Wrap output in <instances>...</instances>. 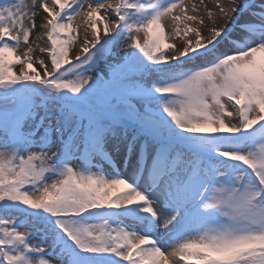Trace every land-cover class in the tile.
<instances>
[{
  "label": "rangeland",
  "instance_id": "1",
  "mask_svg": "<svg viewBox=\"0 0 264 264\" xmlns=\"http://www.w3.org/2000/svg\"><path fill=\"white\" fill-rule=\"evenodd\" d=\"M66 1L0 0V75L6 71L17 80L25 79L29 90L18 108L31 104L24 114L12 121L13 124H9L8 116L0 115V149L9 150L0 153V195L6 196L5 188L23 173L25 180H30L24 186L23 194L29 201L42 206V210H53L57 205H62L65 212H79L92 205L109 207L105 213L95 211L78 217V220L84 225L91 224L90 233L99 235L104 233L102 220L106 222L110 218V222L117 223L115 229L120 242L116 246L115 258H129L134 264H192L189 259L208 257L213 261L210 257L213 255L232 258L238 251L261 256L264 253L261 251L264 248V190L256 174L246 164L250 162L264 176V122L238 127V119L232 111L234 108L238 110L234 100H239L241 106L248 105L255 114L264 113V77L261 71L239 60H227L215 61L200 71L187 73L186 78L172 80L171 76L166 77L172 69L155 74L157 67L165 64L166 51L159 40L158 15L153 3L147 5L142 23L134 22L132 25L126 21L122 29L119 7L134 0H75L77 10L74 3L70 6L74 10L62 8ZM25 4H30L34 10L19 14L16 9H22ZM55 8L57 12L53 13ZM41 10L48 16L44 20L46 28L49 25L48 35L46 30L44 35L47 47H42L41 41L35 40L40 30L35 26L40 24V20L34 13ZM59 11L58 17L62 18L58 19V36L65 43L63 50L58 51L60 63L80 58L70 59L82 38L91 45L86 52L92 53L80 63L83 71L73 73L68 70L61 74V78L69 85L75 84L90 98H94L98 89L109 85L112 69L123 70L129 64L152 63L144 69L145 75L138 72L137 84L130 94L134 108L129 115H138L140 122L147 126L143 127L139 121L133 125L126 124L131 121L124 112L127 107L118 105L115 109L118 127L109 128L104 120L101 123L103 128L114 131L113 138L108 140L109 145L103 146L104 156L95 151L88 153L90 158L85 159L79 152L75 153L76 147L69 146L68 134L76 128V120L69 114L61 115L59 100L45 81L55 71L51 25ZM108 11L114 12V17L108 16ZM52 13L53 18L49 20ZM129 18L126 15V19ZM111 22L112 28L109 26ZM88 32L95 42L88 38ZM63 33L64 36L61 35ZM109 37L112 38L105 41L104 48L94 51ZM149 37L153 39L152 52H148ZM45 60H48L51 71L39 69ZM156 76L161 80L160 84L151 85ZM165 89H174V93L157 95L164 93ZM124 101L118 96L106 98V103L110 104ZM27 117H38L35 127L26 125ZM190 138L199 139V146L187 143ZM17 139L19 152L15 153L14 142ZM68 146L74 152L72 156L65 154ZM140 148L147 152L143 154ZM126 151L142 158H149L152 152L172 154L178 163L184 159L191 164L200 161L205 170L216 166V185L209 188L208 182L215 177L211 172L205 180L203 175L195 176L190 185L187 183L185 201L193 206L197 221L212 228L216 224L226 229L219 232L223 236L216 235V239L213 236L205 241L195 238L194 248L177 252L183 253L185 258L178 256L167 262H157L151 254L140 252L142 248L137 244L138 240L129 233L131 222L127 217L116 214L121 208L113 194L115 188L110 184L111 170L118 165L117 155L123 156ZM5 155L7 158L3 161ZM69 166L72 168L70 172ZM10 215L7 213L4 230L0 229V233L15 235L19 242L20 239L23 242L5 247L7 257L14 264H98L95 259L88 262L77 256L74 247L60 236V226L68 223L70 218L59 216L50 221L37 220L30 215ZM91 215L98 216L95 218L98 221ZM225 236L236 240L223 241Z\"/></svg>",
  "mask_w": 264,
  "mask_h": 264
},
{
  "label": "bare ground",
  "instance_id": "2",
  "mask_svg": "<svg viewBox=\"0 0 264 264\" xmlns=\"http://www.w3.org/2000/svg\"><path fill=\"white\" fill-rule=\"evenodd\" d=\"M151 1L158 15L159 40L166 51L165 64L157 67L155 74L172 69L166 77L171 76L172 80L186 78L187 73L200 71L214 61L217 55L223 59L228 58L231 62L239 60L252 66L261 71L264 77V0ZM246 3L248 8H244ZM33 10L30 4L16 9L19 14ZM56 12L57 9H53V13ZM53 13L49 20H52ZM107 13L114 17V12ZM34 14L40 20V24L35 26L36 30L40 29L35 40H40V45L47 47L44 35L45 30L48 35L49 25L46 28L44 20L48 16L42 10ZM109 26L112 28V22ZM98 31H101L99 27ZM86 33L85 31L84 34ZM87 36L95 42L90 32ZM90 46L82 38L70 59L83 55ZM210 51L214 53L211 54ZM43 55L45 56L44 53ZM38 56L41 57V54ZM39 69L52 70L48 60ZM160 81L156 76L151 80V85L160 84ZM164 93L171 95L174 90L165 89ZM234 102L238 110L234 108L232 111L238 119V127L251 126L264 120L263 112L255 114L249 107L242 108L239 100ZM24 122L29 128H33L38 117H27ZM7 151L9 152L0 149V153ZM186 157L187 155L184 158ZM2 158L5 161L7 155ZM117 163L115 169L111 170L110 184L115 188L113 194L117 197V204L120 203L118 207L131 222L129 233L134 240H138L137 244L142 248L140 252L144 255L151 254L157 262L172 261L178 256L185 258L183 253L177 252L194 248L198 239L205 241L213 236L216 239V235L223 236L219 232L226 229L216 224L212 228L197 221L191 205L185 201L188 196V178L196 173L206 178L207 172L199 161L191 164L184 159L178 163L175 155L152 152L149 158L117 155ZM215 168L218 170L216 166ZM183 175L186 177L181 180ZM225 237L222 240L226 242L236 240L231 236Z\"/></svg>",
  "mask_w": 264,
  "mask_h": 264
},
{
  "label": "trees",
  "instance_id": "3",
  "mask_svg": "<svg viewBox=\"0 0 264 264\" xmlns=\"http://www.w3.org/2000/svg\"><path fill=\"white\" fill-rule=\"evenodd\" d=\"M0 63H2V61H1V56H0ZM6 73V74H5ZM9 75L7 74V72L5 71L3 74H1L0 75V79H3V78H5V77H8ZM10 77V76H9ZM6 191H7V193H6V196H4L5 198H4V200L6 201V200H9V199H11V200H14V202L16 201V192L14 193V192H12L11 191V189L8 191V188L7 189H5ZM16 203V202H15Z\"/></svg>",
  "mask_w": 264,
  "mask_h": 264
}]
</instances>
